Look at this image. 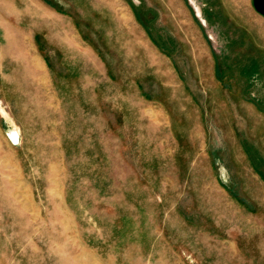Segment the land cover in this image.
I'll list each match as a JSON object with an SVG mask.
<instances>
[{
  "label": "rangeland",
  "instance_id": "rangeland-1",
  "mask_svg": "<svg viewBox=\"0 0 264 264\" xmlns=\"http://www.w3.org/2000/svg\"><path fill=\"white\" fill-rule=\"evenodd\" d=\"M0 26V264H264L252 0H0Z\"/></svg>",
  "mask_w": 264,
  "mask_h": 264
},
{
  "label": "water",
  "instance_id": "water-1",
  "mask_svg": "<svg viewBox=\"0 0 264 264\" xmlns=\"http://www.w3.org/2000/svg\"><path fill=\"white\" fill-rule=\"evenodd\" d=\"M253 6L255 8V10L260 13L262 16H264V0H252ZM13 139H17V136H13ZM14 140V141H15Z\"/></svg>",
  "mask_w": 264,
  "mask_h": 264
},
{
  "label": "bare ground",
  "instance_id": "bare-ground-1",
  "mask_svg": "<svg viewBox=\"0 0 264 264\" xmlns=\"http://www.w3.org/2000/svg\"><path fill=\"white\" fill-rule=\"evenodd\" d=\"M1 112H2V114L4 115V117H5L6 119H10V117L5 113V111H3V109L1 110ZM16 134H17V136H18V130H17V128H14V129L12 130V132H11V135L16 136Z\"/></svg>",
  "mask_w": 264,
  "mask_h": 264
},
{
  "label": "crops",
  "instance_id": "crops-1",
  "mask_svg": "<svg viewBox=\"0 0 264 264\" xmlns=\"http://www.w3.org/2000/svg\"><path fill=\"white\" fill-rule=\"evenodd\" d=\"M2 26H0V28H1ZM18 42V41H17ZM18 46V45H17Z\"/></svg>",
  "mask_w": 264,
  "mask_h": 264
}]
</instances>
